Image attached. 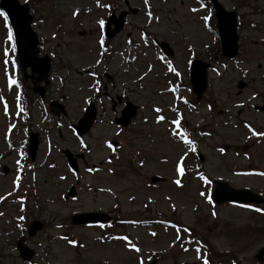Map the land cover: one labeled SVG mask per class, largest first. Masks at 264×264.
I'll list each match as a JSON object with an SVG mask.
<instances>
[{
  "label": "rangeland",
  "instance_id": "374dc122",
  "mask_svg": "<svg viewBox=\"0 0 264 264\" xmlns=\"http://www.w3.org/2000/svg\"><path fill=\"white\" fill-rule=\"evenodd\" d=\"M18 1L27 2L34 17L39 55L50 58L47 101L61 102L66 114H46L24 80L30 108L17 109V84L8 83L15 78L14 52L0 17V165L9 168L3 174L0 167V264H148L155 256L156 264H203L205 258L210 264H264V255L255 257L264 246V208L209 203L205 181L248 188L264 200V176L253 174L264 171V137L245 127L264 132V109L253 107L264 105V0H218L238 18L233 59L220 54L214 24L205 26L202 18L211 13L205 0L204 8L197 0H148L147 6L145 0H111L116 16L126 4L136 12L114 37L103 38V48L97 21L109 11L100 6L107 0ZM73 8L83 9L73 15ZM153 38L168 43L171 58H158ZM192 56L210 63L199 98L185 84ZM169 64L185 81L181 95L190 96L192 108L174 99L176 92L163 91L176 87ZM124 101L135 104L137 114L118 128L114 118ZM88 102L96 107V121L78 138L70 124ZM182 112L181 131L191 144L173 135L169 118ZM27 128L41 139L35 165H18ZM113 139L119 141L110 149ZM64 149L84 154L77 173L67 167ZM185 153L181 175L176 164ZM153 175L163 180L152 185ZM72 185L76 197L65 199ZM87 211L111 214L113 223L106 230L69 223L72 213ZM33 219L44 228L34 237L22 235L34 250L27 262L15 247L18 227ZM172 223L188 231L177 236Z\"/></svg>",
  "mask_w": 264,
  "mask_h": 264
},
{
  "label": "water",
  "instance_id": "95a60500",
  "mask_svg": "<svg viewBox=\"0 0 264 264\" xmlns=\"http://www.w3.org/2000/svg\"><path fill=\"white\" fill-rule=\"evenodd\" d=\"M215 2V1H214ZM215 6L217 9V19H218V30L221 38V46L222 52L224 55L232 57L237 52V35L235 33V14L233 12L224 11L218 3L215 2ZM0 8L6 11L11 21V25L15 32V40L18 51V58L20 65L23 70L26 67H30L31 73L29 77L34 83V91H38L42 93L43 87L39 86L40 81H44L47 83V76L50 69V60L44 56L39 57V41L36 34L33 32L31 28L32 16L28 13L27 4H18L16 0H2L0 3ZM123 20V16H121L120 20L116 22L117 27L114 30L117 31L121 27V23ZM109 25V23H108ZM112 30H107V35L112 36ZM163 48L166 52H169L166 44H162ZM207 64H201V62H194V75L192 77V82L194 85V91L200 95L206 87V71L205 67ZM199 66L202 67L201 71L198 72ZM197 70V72H196ZM28 75L25 74V78ZM51 109L58 113L60 110V105L57 103H52ZM136 107L132 104L128 103L127 107L124 109L121 118L117 119V122L127 125L130 118L135 115ZM62 112L64 110L62 108ZM95 118V110L93 106H90L84 116L79 120L78 125L75 126L79 134L85 133L90 128L93 120ZM30 154L33 156L34 151L31 149ZM68 157L71 155L67 152ZM72 167L76 168V163L74 159H71L69 163ZM72 193V192H71ZM214 199L216 202L220 203L226 200H237V201H261V199L256 195L251 193L248 190H238L229 187L226 183L217 182L216 188L214 191ZM77 217H79L78 220ZM105 219L102 215H81L76 216L73 223H83L87 221L93 220H101ZM40 224L34 222L31 226L30 234H33L37 228H40ZM264 252V249L261 253Z\"/></svg>",
  "mask_w": 264,
  "mask_h": 264
},
{
  "label": "snow or ice",
  "instance_id": "6c2138e0",
  "mask_svg": "<svg viewBox=\"0 0 264 264\" xmlns=\"http://www.w3.org/2000/svg\"><path fill=\"white\" fill-rule=\"evenodd\" d=\"M197 2L199 3V6H200L201 8H204V7H205L204 3H202L201 0H197ZM147 3H148V0H145V5H146V6H147ZM100 6H101V7H104V8H107V7H108V5H106V4H103V5H100ZM196 10H197V9H195V8L191 9V11H193V12H195ZM73 15H76V12H73ZM210 15H211V13L209 12V15H205V16L202 18V19L204 20V22H205V26H207V24H208L209 16H210ZM149 16H151V13H149ZM0 17H4V19H5V26L7 27V16H6L5 12L0 11ZM97 23L99 24V26L101 27V29H103V27H104V25H105V21H104L103 19H100V20L97 21ZM7 39H8L9 41H11V40L13 39V34H12V29H11V28H8V29H7ZM100 44H101V47H103L104 39H103V36H102V35H101V38H100ZM13 51H15V46H13ZM4 55H5V56H8V55H9L7 49H5V51H4ZM6 63H7V61H6ZM97 63H100V61H97ZM12 67L15 68V64H14V63H13V65H12ZM169 69L172 70V71H175V69L172 68V65H171V64H169ZM6 74H7V70H6ZM176 75L179 76L180 73H179V72H176ZM8 83H9L10 85H14V84L16 83V81H15L14 79H9V80H8ZM155 111H156L157 113H160V112H161V109L156 108ZM156 120H157V121H163V120H165V117H164L163 115H157V116H156ZM172 123H173L174 125L177 126L176 131L173 133V135L179 137L181 140H183V142H184L185 144H191L192 141H190V140H188V139L186 138V133L183 132V131H180V129H179L180 121L177 119V120H173ZM245 127H248V128H249V132H250L253 136H261V137H264V132H256V131H253L248 125H245ZM109 147H111L110 144H109ZM186 155H187V153H185L184 155L180 156L179 161H178L177 164H176V172H177L178 174H181V175L183 174L184 169L182 168L181 164H182V162L184 161ZM16 163L19 165L20 161L17 160ZM262 175H264V173H262ZM17 179H19V177H17ZM201 179H204V177H201ZM176 183L179 184L180 181L177 180ZM201 195H205V194L202 193ZM2 199H4V197H3V196H0V200H2ZM208 199H209V203H211V198H208ZM243 206H244V207H251L250 205H243ZM256 211H261V209H256ZM101 227H103V225H101ZM184 231L187 232L188 229H184ZM153 235H154V233H153ZM177 238L179 239V237H177ZM120 239L127 240V237H120ZM69 243L75 244L76 242H75V241H69ZM129 246L132 247L136 252H139V251H140V249L137 248L134 244H130ZM199 251H200V250L197 249L198 256H199ZM203 264H208V260L205 259V260L203 261Z\"/></svg>",
  "mask_w": 264,
  "mask_h": 264
},
{
  "label": "bare ground",
  "instance_id": "6f19581e",
  "mask_svg": "<svg viewBox=\"0 0 264 264\" xmlns=\"http://www.w3.org/2000/svg\"><path fill=\"white\" fill-rule=\"evenodd\" d=\"M89 10H91V9L89 8Z\"/></svg>",
  "mask_w": 264,
  "mask_h": 264
}]
</instances>
